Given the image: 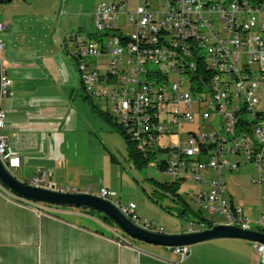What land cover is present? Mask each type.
Wrapping results in <instances>:
<instances>
[{
  "label": "built area",
  "instance_id": "built-area-1",
  "mask_svg": "<svg viewBox=\"0 0 264 264\" xmlns=\"http://www.w3.org/2000/svg\"><path fill=\"white\" fill-rule=\"evenodd\" d=\"M156 1L160 5L154 8L150 0H138L125 13L129 0H101L93 11L94 30L73 28L61 45L75 61L87 95L104 105L102 110L126 131L136 151L144 158L154 156L158 169L165 161L173 181L197 182L190 194L201 214H221L223 223L244 229H253L252 222L264 228V208L252 220L242 205L226 198L221 178L252 163L259 174L254 182L264 185V2ZM64 2L58 16L65 13ZM122 13L129 32L118 22ZM6 29L0 21V49ZM10 85L2 73L1 95L9 94ZM4 118L0 110V122ZM172 134L178 136L177 145L160 144ZM7 146L8 138L0 135L3 161ZM158 152L167 156L159 158ZM233 155L245 161L230 159ZM209 171L218 178L207 177ZM29 184L55 189L44 170ZM56 190L74 192L70 187ZM99 196L143 228L163 232L138 215L135 202L114 200L116 193L107 188ZM206 228V221H191L188 232ZM119 239L130 243L125 234ZM254 247L258 264H264V243ZM174 248L183 257L189 251L187 245Z\"/></svg>",
  "mask_w": 264,
  "mask_h": 264
},
{
  "label": "crops",
  "instance_id": "crops-1",
  "mask_svg": "<svg viewBox=\"0 0 264 264\" xmlns=\"http://www.w3.org/2000/svg\"><path fill=\"white\" fill-rule=\"evenodd\" d=\"M60 1L0 4V21L7 23L1 67L11 80L9 94L0 98V110L5 113L0 135L8 138L4 162L28 184L44 170L55 189L70 187L74 192L100 195L107 188L116 193L113 199L117 200L124 183L133 182L129 175L133 165L127 164L130 170L123 165L134 160L127 143L121 151L118 137L123 136L105 118L108 113L99 102L87 95L75 61L61 45L73 28L92 31L90 23L98 4L88 14L82 0H65L66 13L58 16ZM213 173L217 172L206 176ZM226 198L244 207L233 194ZM147 199L162 213L132 197L138 215L160 219L170 226L171 232L165 233H179L177 220L168 223L178 216ZM42 204L45 207L21 199L0 180V264H258L255 242L247 239L197 242L189 245L183 257L174 247L137 242L118 226L104 223L98 213ZM248 216L254 220L257 213ZM209 220L214 224L225 221ZM120 234L130 243L120 241Z\"/></svg>",
  "mask_w": 264,
  "mask_h": 264
},
{
  "label": "rangeland",
  "instance_id": "rangeland-1",
  "mask_svg": "<svg viewBox=\"0 0 264 264\" xmlns=\"http://www.w3.org/2000/svg\"><path fill=\"white\" fill-rule=\"evenodd\" d=\"M101 0H82L86 7V11L89 14V11L94 8ZM141 3H144L145 0H140ZM151 6L154 8H157L160 3L156 0H150ZM138 4V0H129V6L125 7V13H127L128 9H135V7ZM60 5H62V1H60ZM61 9V6H60ZM60 11V10H59ZM64 11L66 13V9L64 6ZM64 13V14H65ZM125 13H122L118 19L119 24L124 28L126 32H129V25L127 23V15ZM63 14V15H64ZM62 16V15H61ZM90 29L93 31V23H90ZM101 107L102 104H99ZM104 106V105H103ZM102 106V107H103ZM201 121V120H200ZM203 122V121H201ZM121 145V151L123 152V149H126V142L123 140V138L118 137ZM160 144L163 146H169V145H177L178 144V136L177 134H172L170 137L168 135L164 136ZM128 156L127 151L125 155V159ZM157 156L159 158H164L167 155L166 154H161L160 152L157 153ZM120 158V161L124 163V159L118 155ZM230 159L236 160L239 159L241 161H245V158L242 156H230ZM156 160L155 157H151L148 161V164L146 166H140L139 164L136 163V160L134 159L133 164L132 162L128 159V162L124 163V168H128L130 170L129 165H133V169L131 173L129 174L133 182H125L124 185L122 186V190L118 192V195L116 197L117 200H120L123 204H128L133 197L134 201L139 203V204H149L151 207H153V211H157L159 213L161 212V208H159L156 205L150 204L148 202L149 200L147 199L148 194H151L155 192L157 195L161 194V187L159 186V182H172L173 176H171L169 173L160 171L157 166H156ZM129 164V165H127ZM219 176V175H218ZM213 178H218L217 173H213L211 175ZM259 174L254 167L252 163H247L246 165L242 166L241 169L237 172H225L223 176L221 177L222 179L225 180V189L227 191V196H230L233 194L235 198L237 199L238 202H242L244 205L245 213L247 215L253 216L257 211L259 210V207L262 206L264 208V185L259 187L258 184H256L254 181L258 179ZM181 187H179V193L181 196L187 200L191 207L197 211L199 210V206L196 204V202L192 199L190 192L195 191L198 189V184L196 181L190 180L187 181V183H182L179 184ZM208 182L205 184V187H207ZM160 201L164 205H169V206H177V203L172 200L171 196H161L159 198ZM149 206V207H150ZM148 207L147 211L150 212V208ZM192 214V213H191ZM203 215L209 219L215 220L217 222H221L225 219V217L220 214H215L213 216H210L207 214V212L203 213ZM150 221L155 222V226L157 229L160 230L162 229L163 232H171L169 230L170 226L166 225L160 219H156L154 217L152 218H147ZM177 220V221H176ZM198 220V217L194 216L193 214L190 215L189 217H176L175 220L173 218H170V223L171 225L176 221L178 223L180 231L183 232L185 231L189 225L191 224V221H196ZM251 226L253 229H258V225L255 222L251 223ZM137 242H140L139 240H136Z\"/></svg>",
  "mask_w": 264,
  "mask_h": 264
},
{
  "label": "water",
  "instance_id": "water-1",
  "mask_svg": "<svg viewBox=\"0 0 264 264\" xmlns=\"http://www.w3.org/2000/svg\"><path fill=\"white\" fill-rule=\"evenodd\" d=\"M12 0H0V4ZM1 58H0V98H1ZM0 180L17 196L34 202L64 207L91 209L103 213L128 236L136 240L167 247L192 245L210 239L234 237L264 243V231L244 229L227 223H217L195 232L165 233L145 229L130 219L112 201L90 192H62L60 190L28 184L14 175L0 158Z\"/></svg>",
  "mask_w": 264,
  "mask_h": 264
},
{
  "label": "trees",
  "instance_id": "trees-1",
  "mask_svg": "<svg viewBox=\"0 0 264 264\" xmlns=\"http://www.w3.org/2000/svg\"><path fill=\"white\" fill-rule=\"evenodd\" d=\"M253 3H261L264 2V0H250ZM105 118L112 123L114 128L123 136L125 142L127 143L129 154L131 158L136 160V163L140 166H146L148 164V161L150 158H144L140 153H138L135 149V146L133 142L131 141L130 137L126 134V131L109 115L104 113ZM165 161H162V165L160 166V171H166V166L164 165ZM179 184L178 181H172V182H159V186L161 187V194L157 195L155 192L148 194L149 198L159 204L162 208H164L166 211L173 213L177 215L178 217H189L190 215H194L198 217V220L200 221H206L208 227H211L214 225V222L209 220L207 217H205L203 214H201L200 210L195 211L190 203L185 200L183 196L179 193ZM171 196L172 200H174L177 203V206H169L164 205L159 198L161 196ZM91 213H98L100 217L102 218L104 223H107L109 225H116L115 222L110 219L109 217L105 216L103 213L91 209H87ZM192 213V214H191ZM117 226V225H116ZM259 230H263L264 228H258Z\"/></svg>",
  "mask_w": 264,
  "mask_h": 264
}]
</instances>
